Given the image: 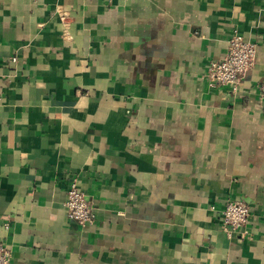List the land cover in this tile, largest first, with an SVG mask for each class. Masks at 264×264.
Returning a JSON list of instances; mask_svg holds the SVG:
<instances>
[{
	"label": "crops",
	"instance_id": "obj_1",
	"mask_svg": "<svg viewBox=\"0 0 264 264\" xmlns=\"http://www.w3.org/2000/svg\"><path fill=\"white\" fill-rule=\"evenodd\" d=\"M233 29L257 49L235 93L205 79ZM262 81L264 0H0L9 264H264ZM73 179L92 226L66 215Z\"/></svg>",
	"mask_w": 264,
	"mask_h": 264
},
{
	"label": "built area",
	"instance_id": "obj_2",
	"mask_svg": "<svg viewBox=\"0 0 264 264\" xmlns=\"http://www.w3.org/2000/svg\"><path fill=\"white\" fill-rule=\"evenodd\" d=\"M59 15L61 20L66 17V13L61 12ZM256 51L254 42L244 39L237 29H233L227 40L225 54L207 65L205 79L208 86H224L233 93L237 92L243 77L255 65ZM257 93L260 98H264V81L258 85ZM64 207L68 219L80 227L94 224L96 216L92 203L85 199L75 179L71 181L66 191ZM250 217V208L245 202L228 199L221 211V224L226 231L244 232ZM9 259L6 244L0 241V264H9Z\"/></svg>",
	"mask_w": 264,
	"mask_h": 264
}]
</instances>
